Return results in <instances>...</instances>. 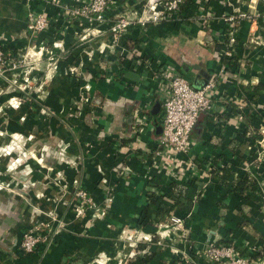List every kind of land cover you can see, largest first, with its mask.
<instances>
[{
  "label": "crops",
  "instance_id": "1",
  "mask_svg": "<svg viewBox=\"0 0 264 264\" xmlns=\"http://www.w3.org/2000/svg\"><path fill=\"white\" fill-rule=\"evenodd\" d=\"M83 1L0 0V48L16 56L35 46L57 58L50 69L41 52L27 88L1 97L28 96L7 110L3 128L35 140L36 154L51 159L28 168L0 162V183L10 187L0 189V264H127L146 253H154L148 264H191L186 255L221 243L264 264V0H182L168 20L129 26L115 42L113 16L139 11L144 0H118L101 24L59 14ZM29 10L51 21L34 37L26 29ZM228 16H244L231 34ZM165 66L195 89L223 70L189 153L172 158L157 148L158 71ZM214 167L230 170L226 185ZM25 170L31 172L24 176ZM242 175L254 185L238 194L232 183ZM173 184L193 205L189 212L173 209L184 231L162 238L167 215L158 206L170 207ZM77 188L95 208L73 211ZM50 213L62 223L53 245L46 253H22V234Z\"/></svg>",
  "mask_w": 264,
  "mask_h": 264
},
{
  "label": "built area",
  "instance_id": "2",
  "mask_svg": "<svg viewBox=\"0 0 264 264\" xmlns=\"http://www.w3.org/2000/svg\"><path fill=\"white\" fill-rule=\"evenodd\" d=\"M251 2L254 3L255 0ZM181 3L182 0H144L139 10L140 14H136V12L121 13L111 19L110 36L115 42L129 26L139 25L143 27L166 21L171 18L172 13L178 11ZM115 5L116 0H85L72 8H63L59 14L66 20H85L101 24L107 19L106 14H108L109 8ZM262 15L264 18V14ZM243 17H226V21L230 24L229 34L233 33L232 29L235 24ZM50 23V19L42 12L29 10L26 15V29L30 37L45 32L49 28ZM90 33L87 34L89 35ZM42 49L40 48V51H43ZM3 59V53L0 51V63ZM158 72L161 83L159 101L163 115L161 136L157 142V148L160 149L161 153L171 158L178 155H186L193 145L191 133L199 115L212 110L213 100L218 93V84L223 75V70L213 75L199 89L193 88L171 66H165ZM180 168L184 169L181 164ZM176 176V173L173 172V177L176 178ZM74 197L76 200L73 204V211L78 214L84 211L85 206L89 209L95 208L86 191L77 188L74 191ZM48 217L49 220L46 222L35 224L22 234L19 244L22 253L33 254L38 248H41L42 253H46L53 245L62 223L51 213ZM165 220L163 225H159V227L164 229L162 238L167 237L168 232L171 230L174 232L184 231L180 219L169 215ZM50 221L56 223L55 230V225H52ZM139 240L151 242L148 236H141ZM160 245V242H157V246ZM186 258L187 262L191 264H253L252 261L243 257L240 251L230 243L209 244L195 258L191 259L188 255H186ZM96 264H99V262Z\"/></svg>",
  "mask_w": 264,
  "mask_h": 264
},
{
  "label": "rangeland",
  "instance_id": "3",
  "mask_svg": "<svg viewBox=\"0 0 264 264\" xmlns=\"http://www.w3.org/2000/svg\"><path fill=\"white\" fill-rule=\"evenodd\" d=\"M140 14L141 12L135 11H126L124 13H134ZM123 14V12H122ZM118 14H115L116 16ZM113 16V17H114ZM34 37V36H32ZM35 46H30V48H23L19 51V54L16 56H12L10 53H5L7 59H3L0 63V119H3V123L0 126V162L8 163L12 168L17 166V164H27L25 165L28 168L29 164L35 163H45L46 160L49 158L51 159L50 155L41 156L36 154V151L32 149L35 147L36 141L33 139L28 140L20 132L8 133L3 126L8 123L7 117V110H17L21 104L28 100V96L23 94L21 96H8L7 99L3 100L1 97L6 94L18 93L21 92V88L26 89L28 84V74H32L31 70L35 68L41 59V52H45L46 55L49 57L48 67L50 69L54 68L57 58L56 53L53 50H43L38 51ZM51 52V54H49ZM30 77V76H29ZM23 83V84H22ZM26 91V90H25ZM24 91V92H25ZM43 111L38 110V112ZM7 117V119H6ZM6 119V120H5ZM47 144V141H46ZM39 157V158H38ZM30 166V165H29ZM15 168V167H14ZM31 170H25L22 174L25 176L28 175ZM14 173V172H13ZM0 189H7L9 190L10 187L7 186L2 182L0 183Z\"/></svg>",
  "mask_w": 264,
  "mask_h": 264
},
{
  "label": "trees",
  "instance_id": "4",
  "mask_svg": "<svg viewBox=\"0 0 264 264\" xmlns=\"http://www.w3.org/2000/svg\"><path fill=\"white\" fill-rule=\"evenodd\" d=\"M116 2H118V0H116ZM0 51H2V53H3V58L7 59V57L5 56V53H6L5 50H2V48H0ZM11 54H13V53H11ZM214 169H215V167L213 168L212 173L219 177V180L223 185H226L227 180L231 174L230 170L225 169V168H221L220 171L219 170L214 171ZM253 185H254V183L251 180H249L247 177H245L244 175L237 176L235 178V180H233L232 190L234 192H237L238 194H241V193L245 192L246 189H248V187H252ZM170 193L171 194L169 195L168 199H169L171 205H170V207H167L164 205H159L158 211L160 213L163 212V213H165V215L169 216V215H171L173 209L182 210L185 212H189L191 210L193 202L187 198L186 190L184 187L176 186V184H173V186H171ZM145 221L148 222L150 220L145 219L144 222ZM151 242H155V239H151ZM143 248H145V245H142V246L138 245V249H143ZM153 254L154 253H150V254L146 253L141 257L135 256L131 260H129L127 264H148L152 260Z\"/></svg>",
  "mask_w": 264,
  "mask_h": 264
}]
</instances>
